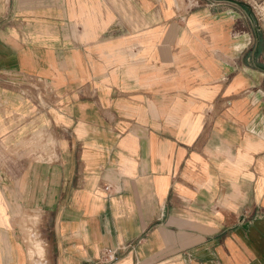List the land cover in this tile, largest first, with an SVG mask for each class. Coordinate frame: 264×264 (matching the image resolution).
<instances>
[{"label":"crops","instance_id":"crops-1","mask_svg":"<svg viewBox=\"0 0 264 264\" xmlns=\"http://www.w3.org/2000/svg\"><path fill=\"white\" fill-rule=\"evenodd\" d=\"M254 10L0 0V264H264Z\"/></svg>","mask_w":264,"mask_h":264},{"label":"rangeland","instance_id":"rangeland-1","mask_svg":"<svg viewBox=\"0 0 264 264\" xmlns=\"http://www.w3.org/2000/svg\"><path fill=\"white\" fill-rule=\"evenodd\" d=\"M251 5L255 9L254 12L256 13L257 17L262 24H264V6L261 4H255V2L250 1ZM26 242L29 245V258L30 264H43L44 256H43V244L38 237H34L32 232L29 230L26 234ZM38 253V254H36Z\"/></svg>","mask_w":264,"mask_h":264},{"label":"built area","instance_id":"built-area-1","mask_svg":"<svg viewBox=\"0 0 264 264\" xmlns=\"http://www.w3.org/2000/svg\"><path fill=\"white\" fill-rule=\"evenodd\" d=\"M249 1H255V0H249ZM118 260L117 252L114 250H108L106 252V256L103 259V264H112Z\"/></svg>","mask_w":264,"mask_h":264},{"label":"bare ground","instance_id":"bare-ground-1","mask_svg":"<svg viewBox=\"0 0 264 264\" xmlns=\"http://www.w3.org/2000/svg\"><path fill=\"white\" fill-rule=\"evenodd\" d=\"M36 254H38V253H36Z\"/></svg>","mask_w":264,"mask_h":264}]
</instances>
